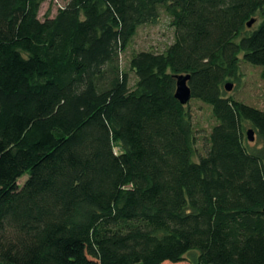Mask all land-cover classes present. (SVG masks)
I'll use <instances>...</instances> for the list:
<instances>
[{
  "label": "trees",
  "instance_id": "1",
  "mask_svg": "<svg viewBox=\"0 0 264 264\" xmlns=\"http://www.w3.org/2000/svg\"><path fill=\"white\" fill-rule=\"evenodd\" d=\"M43 2L0 0V264H264V111L225 88L264 80V0ZM163 10L174 41L124 69Z\"/></svg>",
  "mask_w": 264,
  "mask_h": 264
},
{
  "label": "rangeland",
  "instance_id": "2",
  "mask_svg": "<svg viewBox=\"0 0 264 264\" xmlns=\"http://www.w3.org/2000/svg\"><path fill=\"white\" fill-rule=\"evenodd\" d=\"M66 3V0H44L41 5L39 17L43 19L47 12L54 16L57 10ZM174 41V28L170 23V18L163 10L159 20L154 24L141 25L133 39L131 40L126 51L121 54V64L124 69L128 68V61L134 52L140 50L163 51ZM260 67L253 66L250 63L241 61L239 81L227 79L228 83H233V88L228 91V95L234 99L253 106L264 111V80L260 77ZM133 83L135 76L131 74ZM200 100L192 98L190 100V109L194 117V124L199 130L198 146L200 151L201 138L204 134L210 132L212 126L216 123L212 116V108L208 104L198 102ZM252 128L247 126V129ZM251 146L261 147L259 142H250ZM28 175H24L18 180L23 184ZM190 264V263H189Z\"/></svg>",
  "mask_w": 264,
  "mask_h": 264
},
{
  "label": "water",
  "instance_id": "3",
  "mask_svg": "<svg viewBox=\"0 0 264 264\" xmlns=\"http://www.w3.org/2000/svg\"><path fill=\"white\" fill-rule=\"evenodd\" d=\"M253 20L248 22V26H251ZM190 80V74H181L176 77V91L175 97L180 101L181 104H186L191 98V88L188 85ZM225 88L227 91H230L233 88V83H226ZM247 137L249 141H254V130H247Z\"/></svg>",
  "mask_w": 264,
  "mask_h": 264
}]
</instances>
